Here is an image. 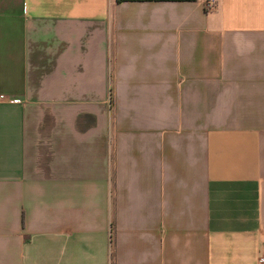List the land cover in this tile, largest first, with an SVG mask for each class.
Segmentation results:
<instances>
[{"label": "crops", "instance_id": "obj_1", "mask_svg": "<svg viewBox=\"0 0 264 264\" xmlns=\"http://www.w3.org/2000/svg\"><path fill=\"white\" fill-rule=\"evenodd\" d=\"M202 1L0 0V264L264 260V0Z\"/></svg>", "mask_w": 264, "mask_h": 264}, {"label": "built area", "instance_id": "obj_2", "mask_svg": "<svg viewBox=\"0 0 264 264\" xmlns=\"http://www.w3.org/2000/svg\"><path fill=\"white\" fill-rule=\"evenodd\" d=\"M203 4V8L205 11H212L215 5V0H203L202 1ZM19 99L16 98H10V97H6L3 94H0V102H18ZM264 260L263 259H259V264H262Z\"/></svg>", "mask_w": 264, "mask_h": 264}]
</instances>
